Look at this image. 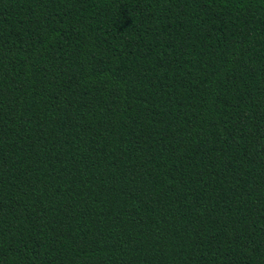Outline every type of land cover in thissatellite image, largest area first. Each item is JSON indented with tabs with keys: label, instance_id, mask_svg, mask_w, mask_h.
Returning <instances> with one entry per match:
<instances>
[{
	"label": "trees",
	"instance_id": "obj_1",
	"mask_svg": "<svg viewBox=\"0 0 264 264\" xmlns=\"http://www.w3.org/2000/svg\"><path fill=\"white\" fill-rule=\"evenodd\" d=\"M0 264H264V0H0Z\"/></svg>",
	"mask_w": 264,
	"mask_h": 264
}]
</instances>
